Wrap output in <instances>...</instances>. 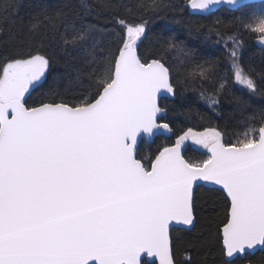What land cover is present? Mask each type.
Returning <instances> with one entry per match:
<instances>
[{"label":"snow or ice","instance_id":"6c2138e0","mask_svg":"<svg viewBox=\"0 0 264 264\" xmlns=\"http://www.w3.org/2000/svg\"><path fill=\"white\" fill-rule=\"evenodd\" d=\"M107 6L126 15L115 16L119 31L107 48L94 44L85 51L91 70L73 67L49 81L47 36L33 43L40 17L54 31H71L70 40L62 37L66 46L83 47L94 31L93 25L68 23L56 7H42L27 37L0 56V264H144V253L158 264H176L172 233L181 225L196 227L205 190L217 194L222 210L216 230L221 264L264 250V108L253 110L234 141L219 126L189 127L142 154L145 138L175 134L158 102L165 92L174 96L175 86L163 58L140 51L148 21L137 19L127 4ZM135 7L158 14L166 5L149 0ZM188 7L239 12L233 22L257 35L264 48V10L253 11L245 0H189ZM240 35L238 28L224 46L233 80L253 97L264 75L258 82L255 71L242 65ZM167 46L179 44L170 39ZM214 66L196 64L195 74L210 79ZM228 83L221 79L201 98L218 105ZM232 99L237 108H250V99ZM185 118L192 121L190 110ZM189 141L207 155L188 157Z\"/></svg>","mask_w":264,"mask_h":264},{"label":"trees","instance_id":"16d2710c","mask_svg":"<svg viewBox=\"0 0 264 264\" xmlns=\"http://www.w3.org/2000/svg\"><path fill=\"white\" fill-rule=\"evenodd\" d=\"M140 2L147 3L149 0H0V56L13 50L27 37V28L36 22L34 18L42 7H56L66 14L68 23L77 28L93 25L94 31L83 42V47L66 46L62 37L70 40L71 31L65 33L62 27L54 31L40 17L33 43L42 36H47L44 52L53 58L49 81L53 76L70 72L73 67L91 70L85 65L86 59H90L85 56V51L94 44L97 49L107 48L119 31L115 16L119 14L123 18L126 15L123 8L117 13L107 5L127 4L132 7L137 19L148 21V35L140 46L141 53L149 59L162 57L170 69V79L175 86L172 98L160 100V106L166 110L163 121L172 127L175 134L170 137L157 136L151 143L144 141L141 153L147 155L155 152L158 146L174 141L176 135L189 127L199 131L204 127L219 126L227 133L226 139L234 141L237 134L246 130V118L253 114V110L264 108V84L257 95L250 97L247 90L233 80L224 41L239 28L240 39L244 42L241 63L246 70H254L260 82V76L264 75V49L257 43V35L248 33L242 26L234 23V17L239 12H231L225 7L207 15H199L189 13L186 6L188 0H159L166 7L159 10L158 14H153L151 10L137 9L135 5ZM251 4L254 5L253 11L264 10V1ZM170 39L178 43L179 47L168 49ZM231 46L229 43L227 47ZM68 53H71V58ZM205 61L214 62V73L210 79L202 80L195 74V66ZM2 62L0 59V63ZM221 79L229 82L228 87L220 98V103L209 107L208 100L202 99L201 93L207 97ZM88 84V79L84 78L82 85ZM38 92L39 90L32 93L30 101L37 99ZM233 96L250 99V108H237L233 103ZM189 110L193 115L191 122L185 118V113ZM200 117L204 119L201 120ZM186 155L192 159H203L207 154L190 145ZM216 196L217 194H210L206 190L202 191L198 197L196 227L191 230L177 228L172 233L176 264H221L216 230L222 219V210ZM189 241L195 247H187ZM244 260H250L252 264H264V250L237 258L233 264H244ZM144 264L148 263L144 261Z\"/></svg>","mask_w":264,"mask_h":264},{"label":"water","instance_id":"95a60500","mask_svg":"<svg viewBox=\"0 0 264 264\" xmlns=\"http://www.w3.org/2000/svg\"><path fill=\"white\" fill-rule=\"evenodd\" d=\"M264 0H245V2L246 3H258V2H263ZM188 3H189V0H188V2L186 3V6H187V8H188V11H189V13H191V14H199V15H207V14H209V13H212V12H214V11H216L217 9H219V8H221V7H218V8H216V9H212L210 12H208V13H201V12H199V11H197V10H193V9H191L190 7H188ZM225 8H227V7H225ZM264 49V48H263ZM171 80V79H170ZM173 97V95H171V94H168V93H163L162 95H160V96H158V102H159V104H160V100L162 99V98H167V99H170V98H172ZM161 107V106H160ZM164 109V108H163ZM165 115H166V113H165ZM165 115L163 116V117H165ZM158 136H160V135H158ZM161 136H164V137H170V136H172V134H166V135H161ZM145 142H147V143H151V142H153V138H150V137H148V138H145V140H144ZM206 153V152H205ZM207 154V153H206ZM177 228H183V229H186L185 228V226H178ZM262 249H256V250H253V251H250L248 254H254L256 251H261ZM141 260L142 261H145L146 263H148V264H158V258H155V257H149V256H147V254L146 253H144V254H142V256H141Z\"/></svg>","mask_w":264,"mask_h":264},{"label":"rangeland","instance_id":"374dc122","mask_svg":"<svg viewBox=\"0 0 264 264\" xmlns=\"http://www.w3.org/2000/svg\"><path fill=\"white\" fill-rule=\"evenodd\" d=\"M190 145H192V146H194V147H197V148H199V146H197V145H195V144H193L191 141H189L188 142ZM200 149V148H199ZM202 150V149H201Z\"/></svg>","mask_w":264,"mask_h":264}]
</instances>
